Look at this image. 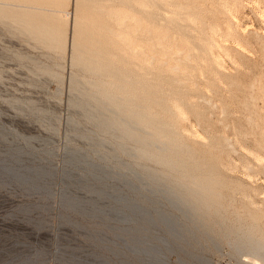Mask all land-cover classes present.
I'll return each instance as SVG.
<instances>
[{
	"label": "rangeland",
	"instance_id": "rangeland-1",
	"mask_svg": "<svg viewBox=\"0 0 264 264\" xmlns=\"http://www.w3.org/2000/svg\"><path fill=\"white\" fill-rule=\"evenodd\" d=\"M38 1L0 0L44 11L66 39L47 44L0 17V264H259L239 242L264 244V0L122 6L130 46L118 66L153 88L154 121L186 148L191 167L178 171L87 117L67 43L75 0ZM194 178L214 189L202 221L171 191Z\"/></svg>",
	"mask_w": 264,
	"mask_h": 264
},
{
	"label": "bare ground",
	"instance_id": "bare-ground-1",
	"mask_svg": "<svg viewBox=\"0 0 264 264\" xmlns=\"http://www.w3.org/2000/svg\"><path fill=\"white\" fill-rule=\"evenodd\" d=\"M19 1L32 6L31 4L33 0ZM42 1L45 0H41V2ZM53 1L55 0H52V3L51 1L49 3L51 4V7L52 5L55 6V3H60L58 4V8H60L63 0L61 2L56 0L54 4ZM38 2L40 3V0ZM38 2H36L37 6L39 5ZM63 2L62 4H64ZM44 4L46 3H42V5ZM29 5L23 10L18 11L17 8H14L12 9L14 12H10L9 10H6L5 5L0 2V17H2L5 23L10 24L7 19L15 16L19 33L31 35L36 39L54 46L57 44L62 45V42L64 40L66 41V39L63 36L62 29L55 27L56 23L54 24V22H56L57 19L55 18L56 21L54 19L51 20V18H53L51 17L49 21H53L52 23L45 21V13L42 15L44 11L41 12L40 10L37 12L35 9H32V7L30 8ZM128 5L129 0H75V15L71 21L72 31L67 43L69 46V53H71L73 66L79 67V69L85 73V75L73 74L71 78L74 91L77 95L83 97V100L77 102V104L85 110L89 119L97 122L103 129L118 131L120 137L137 142L140 146L138 150L139 155L142 158L155 159L166 167L177 171L179 169H188L190 166L189 159L179 158L180 153L186 149L185 146L176 142V140L169 135L170 129L168 126H165V123L163 124L162 122V124H157V122L154 121L148 106L145 104L147 94H150L153 88H150L149 83L147 84L146 80L137 78L135 71L131 67L118 66L120 63L127 60L128 49L130 46V40L127 36L130 34V16L129 12L122 7ZM45 7L46 6H44V8ZM37 8H39V6ZM40 8L42 7L40 6ZM46 8H48V6ZM58 8L54 7L55 10ZM67 15L64 14V16ZM66 22L67 21H65V24ZM60 26H63V23L60 22L59 27ZM63 47H65V45ZM142 49L144 51V49L146 50L147 48H140L141 51ZM143 51L142 54L144 56ZM147 51L148 50H146V53ZM146 53L145 56H150ZM135 55L137 56V54ZM137 57L139 58V55ZM144 58L145 57H143V59ZM164 61L162 63H166ZM178 67H180L179 64L176 68ZM175 69H173V71ZM169 78L170 77H168V80L166 81H174ZM155 89L156 88H154V90ZM153 93L158 96V90H155V92L153 91ZM152 96L154 95L151 94V97ZM157 96L155 101L160 104V99ZM151 97L149 95V98ZM126 146L127 145H125V147ZM191 155L193 154L191 153ZM152 176L157 180H169V175L165 173L154 172L152 173ZM179 179L182 180L184 178L180 177ZM179 179L176 180L175 186H171V191H181L178 198L185 201L188 204V207L195 212L197 219L202 221L205 219L204 211L209 205V202L205 197L210 193H214V189L211 188L209 184H204L205 180H200L199 178L190 179L189 182L184 183L178 182L181 181ZM254 227L255 226L252 228ZM263 245L264 244L260 239L255 238L252 235L247 236L245 241L239 242V246L247 247L250 252H252L251 254L258 256L256 257L255 262L258 263L259 261V264H261V262L264 264ZM251 257H253V255ZM252 260H254V258Z\"/></svg>",
	"mask_w": 264,
	"mask_h": 264
}]
</instances>
